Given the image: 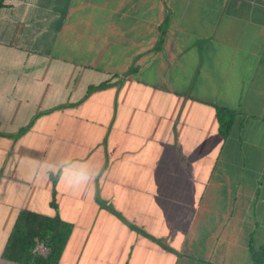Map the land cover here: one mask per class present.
<instances>
[{
	"label": "crops",
	"instance_id": "obj_1",
	"mask_svg": "<svg viewBox=\"0 0 264 264\" xmlns=\"http://www.w3.org/2000/svg\"><path fill=\"white\" fill-rule=\"evenodd\" d=\"M23 210L59 264H254L264 0H0V264Z\"/></svg>",
	"mask_w": 264,
	"mask_h": 264
},
{
	"label": "trees",
	"instance_id": "obj_2",
	"mask_svg": "<svg viewBox=\"0 0 264 264\" xmlns=\"http://www.w3.org/2000/svg\"><path fill=\"white\" fill-rule=\"evenodd\" d=\"M221 113L222 110L219 109L218 116ZM55 178L54 176L53 179ZM51 204L58 209L55 199ZM72 230L73 224L62 219L58 213L50 216L23 210L13 226L4 255L23 264H59ZM39 243L48 248L47 255L36 250ZM253 260L254 264H264V246L258 250L253 249Z\"/></svg>",
	"mask_w": 264,
	"mask_h": 264
},
{
	"label": "clouds",
	"instance_id": "obj_3",
	"mask_svg": "<svg viewBox=\"0 0 264 264\" xmlns=\"http://www.w3.org/2000/svg\"><path fill=\"white\" fill-rule=\"evenodd\" d=\"M48 170L53 175H58L61 180L68 184L69 187L73 188L86 187L94 179L93 171L87 167L80 170H74L68 168L60 169L56 166H51Z\"/></svg>",
	"mask_w": 264,
	"mask_h": 264
},
{
	"label": "built area",
	"instance_id": "obj_4",
	"mask_svg": "<svg viewBox=\"0 0 264 264\" xmlns=\"http://www.w3.org/2000/svg\"><path fill=\"white\" fill-rule=\"evenodd\" d=\"M36 250L39 253L44 254V255H46L47 252H48V248L43 243H39L38 246H37V248H36Z\"/></svg>",
	"mask_w": 264,
	"mask_h": 264
}]
</instances>
